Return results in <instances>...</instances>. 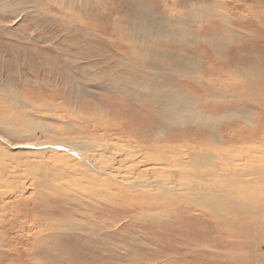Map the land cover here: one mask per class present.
<instances>
[{"label":"bare ground","instance_id":"6f19581e","mask_svg":"<svg viewBox=\"0 0 264 264\" xmlns=\"http://www.w3.org/2000/svg\"><path fill=\"white\" fill-rule=\"evenodd\" d=\"M57 1L67 10L62 9L63 14L72 17L68 5L75 0H39L54 6ZM78 1L89 11L97 10L94 7L103 3V0L92 4L90 0ZM8 6L4 5L9 9ZM246 13L247 55L236 56L224 74L212 70L200 77L188 75L190 90H169L153 78L154 74L158 78L165 75L160 71L153 74L152 70L164 68L171 60L178 64L177 57L151 53V49L140 47L136 40L138 37L148 42L153 34L149 25L161 26L165 21L153 14H149L151 19L142 18L145 30L142 34L136 33V22H127V31L121 39L125 40V51L118 47L120 42L116 47L112 44L126 58L122 57V62L113 60L112 66L106 62V68L99 60L106 54L104 48L96 47L99 42L94 38L84 37L88 33H81V38H85L81 46L73 37L65 41L66 65H72H69L71 58L87 59L81 57L84 54L96 58L87 65V82L95 83L101 77L119 89L116 95L123 92L127 99L118 97V102L112 103L110 97L105 100L83 91L81 98L70 95L63 99L74 100L70 107L60 102L61 95L53 93V88L48 86L58 87L46 78L52 76L53 58L45 57L33 64L36 76L39 70L44 72V78L37 80L49 92L44 94L47 98L44 102L33 107L56 116L62 124L33 123L23 129L28 140L17 144L0 135V211L5 210L16 219L18 225L9 231L25 242L21 251L14 252L8 261L4 258L9 249L13 251L18 246L11 243L6 245L8 248L0 246V264H36L39 259L36 254L45 252L42 244L46 236L61 229L55 223L56 216L63 214L61 205L76 208L80 200L95 202L90 206L97 214L112 204L120 213L130 214L122 215L125 218L152 222L157 234H164L166 264H249L254 259L250 252L257 250L258 237L264 235V2ZM195 14L193 19L198 17ZM162 26L167 28L166 32H178L181 38L187 35L183 27L177 29V25L172 27L166 22ZM101 27L95 25L93 29L98 32ZM198 29L203 31L200 37L210 42V35L206 33H213L211 26ZM17 54L15 58H22ZM67 74L68 78H74ZM119 77L126 78L124 81L128 84L135 83V87L122 84ZM138 89L148 102L137 101ZM192 92H197L196 96ZM15 93V105H29L16 90ZM86 100L92 104L90 111L85 110ZM172 101L174 109L169 108ZM183 108L194 112L184 116ZM38 129L45 138L37 134ZM72 129L75 130L68 133ZM156 129L157 133L151 132ZM106 197L110 198L108 203L103 202ZM64 213L78 214L74 210ZM170 214H175L173 221L169 219ZM28 217L30 221L26 225L23 221ZM82 218L91 221L86 216ZM105 220L101 217L98 221ZM93 221L94 225L98 223ZM171 223L177 231H171L175 235L164 230ZM116 224L110 227L115 229ZM54 242L57 243L56 238ZM52 248H47L45 254L56 251L59 257L66 258L73 252L69 247L60 249L59 245ZM87 259L89 263L97 262L94 258Z\"/></svg>","mask_w":264,"mask_h":264},{"label":"rangeland","instance_id":"374dc122","mask_svg":"<svg viewBox=\"0 0 264 264\" xmlns=\"http://www.w3.org/2000/svg\"><path fill=\"white\" fill-rule=\"evenodd\" d=\"M93 1L95 0H90V3L92 4ZM79 2L82 1L75 0V2H71L68 5L71 15L73 13L72 17H68L61 11L62 9L64 11L67 10L60 6L58 1L57 5L54 6L43 4L39 2V0H0V55H4L3 57L0 56V135L4 138L10 139V142L14 144L19 143L18 141L21 140H28V136H25L26 132L23 129L29 125L33 126V123H43L46 126L62 124V120L60 121L56 116L47 115L49 113H46L45 111L43 113L42 109L40 110L36 108L39 103H42L47 99L45 98V95H47L46 93H49L46 91L47 89H44L46 85L42 86L40 81L37 80L39 78H44V72L37 70L39 76H36L34 72L36 65L33 64L39 63L42 58H53V60L50 61L51 63H55L52 76H46V78H50L51 82L54 84L56 83L58 87L56 88L55 85L48 86L53 88V91H55L53 93L58 92L61 95L60 97L62 99H59L60 102L67 104L70 107L73 106L74 100L66 101L63 99L70 95L81 98L84 92L87 94H94L96 97L105 100L110 97L109 101L112 103L118 102V97L127 99L123 92L116 95L119 89L114 88L109 82H106V80H103L101 77L102 84L98 83L100 78L95 83L87 82L85 78V75H87V65L91 61H96V58H88V55L84 54L81 57L86 56L87 59L84 58L77 60V62L76 59L71 58L72 60L69 65L72 64L73 66L65 64L64 54H66V51L68 50L65 41L68 39H77L76 41L78 42V45L81 46V43L83 45L82 41H85V38H81V33H88V35L84 37L94 38L99 42L96 47L104 48L106 54L101 56L99 60L102 62V66L106 68V62H108L109 66H112L118 59L120 60L122 57L126 58L125 54H122L123 56L119 54L116 49H114V46L116 47L117 43L120 42L118 47H122V51H125L123 47V42L125 40L121 39H124L123 35L125 29L127 31L128 21L130 23H133L132 21L136 22L138 25L135 27L136 33L140 32V34H142L145 32L143 24L144 17L151 19L149 16L153 14L157 18H164L165 21H163V23L166 22V24L171 25L172 27L177 25V27H179L177 29H182L183 27L187 32V35L185 34L184 37L182 36L183 38H181L178 32L175 34L170 31L166 32L165 29L167 28L162 26L163 23H160L161 26L157 23L156 25H149L153 34H151L148 42L140 40L138 37H136V40H138L140 47L151 49V53H165L168 56L171 55L170 57L178 58V64L174 62L172 63L171 60V62L167 63L164 68L162 66L157 70L153 68V74L160 71V74L162 72L165 75L161 78H158L155 74L154 77L152 76L159 84L167 85L169 90L173 88L174 91L176 89L181 91H183V89L190 90L189 88H192V84L187 78L188 75L200 77L203 75V72H209L212 70L215 73L217 72V74H224V70L227 69L229 64L232 65L236 56L239 55L244 57L247 55L246 41L248 37L245 33L247 31L248 19H246V12L252 7L259 8L264 0H103L102 4L97 6L93 4V6H95L94 8L97 10L91 11L86 10V8L83 7L84 4L82 5ZM6 4L7 6L10 5L8 6L9 9L4 7ZM32 6L33 8L35 7L34 10ZM36 10L38 12H35ZM195 13L198 14V17L193 19L192 14ZM92 17H94L95 20ZM206 22H209L210 24H206ZM95 25L96 27L102 26L101 28H98V32L93 29ZM207 25L211 26V31L214 33H206L207 35H210V42L200 37L201 32L203 31L198 29L201 26L205 28ZM76 30H78L77 33ZM99 30L103 34L99 33ZM173 30H175V28ZM15 51H18L17 53L19 54ZM16 54L18 56L21 55L22 58H15ZM120 62L122 61L120 60ZM16 67L18 68L16 69ZM68 68H70V70ZM67 71L74 78H68L66 76L68 75ZM104 71L105 70L102 72ZM208 76L213 78L212 75ZM222 77L225 78L224 75ZM74 79H76V82ZM118 79L120 82L122 81V84L128 85L130 88L132 84H134L132 87H135V83L128 84L125 82L124 79L126 78L124 77H119ZM98 85L100 87H97ZM15 90L19 93L21 99L27 101L29 105L19 106L14 104L16 98ZM140 90L141 89H138L139 99L137 101L148 102L145 100V94H142L143 92ZM196 93L197 92H192L191 94L196 96ZM126 102L131 106L130 101ZM84 104L86 105L84 106L85 110L90 111L92 104L87 102V100ZM169 108H175L173 101L169 104ZM190 112L194 111L188 109L185 110V108H183L182 115L186 116L190 114ZM128 114L132 115L131 113ZM21 117L23 118L21 119ZM74 130L75 129H72L71 131H68V133H71ZM49 131L50 134L53 133L52 130ZM155 131H157V129L152 130L151 132H158ZM36 132L43 136L42 130L38 129ZM166 132L167 129L164 133ZM7 135L11 136V138L7 137ZM60 136L62 137V134H60ZM43 138H45V136H43ZM103 199H105L103 202L105 201V203H108L110 198L106 197ZM92 203L95 202H84L80 200L79 207H70L71 209L61 205L63 214L56 216V219H58L55 221V223H58V225L61 226V229L58 232L50 233V236H46V239L42 244L43 249L46 252L47 248L53 247V250L54 247L59 245L60 249L69 247L73 252H71V255L66 258L59 257L56 251H51L49 255H46L44 251L43 253L39 252L36 254L39 258L36 264H166V259L163 257L164 251L166 250V245L163 239L164 234L163 232L162 234H157V231H155L156 228L152 222L136 221L134 218L131 219L132 217L125 218L130 214L120 213L118 211L119 209H116L112 204L110 207L106 206L103 209V213L97 214L96 211L92 210L93 206H90ZM114 205L117 206V204ZM15 209L17 211V208ZM64 209L66 211H77L78 214L67 216V213H64ZM12 212L14 213V211ZM131 212L134 213L135 211ZM0 214H2V219H0L3 220L4 223H0V246L8 248L6 245H9L10 243L14 247L18 246L13 249V251L9 249L10 253L4 258L5 261H8L10 258L14 257V252L21 251L24 247L23 243L25 242L21 240V238H17L14 232L9 231L10 228L18 225L16 219H12L11 215H8L5 210L0 211ZM174 215L175 214H170V221L174 220ZM82 216L84 218L86 216V218L91 219V221H88V219L83 220ZM91 216L93 219L90 218ZM101 217H105L106 220L98 221ZM17 220H20V217ZM27 220L30 221V217L23 221L26 225L29 223ZM93 220L98 223L94 225ZM115 220L117 224L114 229L110 226H113V224L115 225ZM66 224L68 226H66ZM173 227V223H171L165 225L164 230L167 234L175 235V233H171V231L177 232ZM55 238L57 239V245L54 242ZM74 238L75 240H72ZM154 240H156V243H154ZM72 241H74V243ZM257 244V250L255 252H250V254L255 257L253 260H250L249 264H257V262H259V264H264V235L258 237ZM48 257L49 259H47ZM87 258H94L97 262L89 263L87 262ZM76 260L78 261L76 262Z\"/></svg>","mask_w":264,"mask_h":264}]
</instances>
